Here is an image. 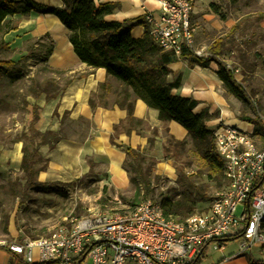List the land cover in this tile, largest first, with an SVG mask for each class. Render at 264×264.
Here are the masks:
<instances>
[{"label":"crops","instance_id":"obj_1","mask_svg":"<svg viewBox=\"0 0 264 264\" xmlns=\"http://www.w3.org/2000/svg\"><path fill=\"white\" fill-rule=\"evenodd\" d=\"M32 1L51 8L63 6L61 0ZM97 3L117 4L114 13L106 18L109 21H133L142 18L146 13L158 14V4L155 0H98ZM7 19L17 21V25L16 29L0 36L3 42L0 51L6 53L7 48L22 51L23 54H18L19 58L8 59L19 65L23 60L20 57L26 55L24 49H21L24 44L32 40L40 43L46 41L48 46L52 47L46 61L41 58L33 62L26 59L24 65L29 69L44 63V67L51 73L48 81L59 87V93L54 98L47 100L42 93L37 98L30 96L26 99L28 107L37 108L38 118L34 129L59 135V141L53 147L48 144L39 146L38 152L46 164L44 169L37 172L35 180L43 185L29 188L26 196L31 189H38L39 192L42 188L67 187L82 178L102 174L107 177L104 184L107 189H112L115 194L128 193L131 184L129 172L124 165L127 148L153 156L157 161L154 172L156 176L163 175L171 180L175 177L170 160L163 159L161 150L167 134L177 140L187 137L183 127L173 121L161 122L158 119V111L139 99L133 107L134 120H128L126 110L114 103V90L110 85H118L117 82L107 75L105 69H92L79 61L69 41L68 29L55 15L31 13L27 17L14 16ZM144 30L143 25H134L131 35L133 38H140ZM33 47L38 45L34 42ZM168 68L169 78L181 75L180 87L172 90V94L194 99L197 102L195 113L206 110L209 114H218L210 126L211 129L218 122H222L253 134V125L239 119L237 110L241 109V101L226 93L217 77L218 67L214 62L206 67H190L187 60L179 59ZM101 84L106 86L99 89ZM91 99L92 105L89 104ZM31 118L27 115L25 124H30ZM8 133L7 129L5 134ZM15 137L16 134L0 142V188L6 181L11 187V183L19 178L20 183L13 188L16 196L15 190L20 192L19 185L23 184L24 180L21 179L23 141H16ZM39 165L40 163L36 167L41 168ZM22 192L14 199V207L17 210L20 207L17 200L19 201ZM8 195L9 193H2L1 190L0 207L3 206L2 199ZM228 261L223 259L221 264H249L246 258L236 259V262L231 263ZM12 262L11 254L0 248V264Z\"/></svg>","mask_w":264,"mask_h":264},{"label":"rangeland","instance_id":"obj_2","mask_svg":"<svg viewBox=\"0 0 264 264\" xmlns=\"http://www.w3.org/2000/svg\"><path fill=\"white\" fill-rule=\"evenodd\" d=\"M191 24L195 28L194 41L197 47H205L208 50L215 40H223L224 53L221 59L227 68L233 71L235 79L243 85L264 124V0H196L191 14ZM34 42L39 48L33 47ZM37 42L32 40L22 46L21 49H24L26 55L20 57L23 60L19 65L16 63L15 67L0 69V142L6 141V137L11 138L14 134L18 137L28 131L30 124H25V118L27 115L33 118L34 106L28 107L26 99L33 96L34 91L38 93L44 87L47 88L46 84H52L48 81L51 73L44 67V63L36 68H25L26 59L32 62L37 60L40 58L39 54L48 46L46 41ZM19 53L23 54L16 48L13 50L7 48L6 53L0 51V61L15 60L19 58ZM119 87V84L110 85L113 92ZM241 104V109L237 110L238 116L253 118L249 105L242 101ZM7 129L9 133L5 134ZM165 137L161 151L164 156H170L173 149L169 147L168 141L171 137L175 141L177 139L168 134ZM253 138L255 145L259 149H264V137ZM177 141H187V146L185 151L169 159L175 177L171 180L163 175L158 176L160 179L155 183L154 190L147 199L138 196L142 193L140 185L131 181L133 174L125 163L131 184L128 193L115 194L104 185L107 182L105 174L92 175L91 179L85 177L66 185L67 187L42 188L39 192L38 189H31L22 202L21 199L17 200L21 202L18 210L14 207L16 196L13 188L8 186L6 181L0 188V193L1 190L2 193H9L7 198L2 199L3 206L0 207V239L3 240L1 242L23 243L65 232L71 229L72 222L92 213L126 215L146 200L160 205L164 197H176L185 191L186 183L177 181L179 171L190 177L200 190L198 196L202 199L196 204L194 214L205 211L225 184L218 185L207 179V168L201 165L190 151L189 137ZM168 148L167 153L165 149ZM148 157L152 159L148 162L155 172L157 161L153 156ZM127 160L128 157L125 161ZM43 165L41 162L39 166ZM14 181L20 183L19 178ZM241 212L242 206H238L236 216ZM223 243L222 247L209 244L199 264H221L223 259L231 263L240 258L248 260L249 257L264 260V246H253L240 252L239 240Z\"/></svg>","mask_w":264,"mask_h":264},{"label":"trees","instance_id":"obj_3","mask_svg":"<svg viewBox=\"0 0 264 264\" xmlns=\"http://www.w3.org/2000/svg\"><path fill=\"white\" fill-rule=\"evenodd\" d=\"M61 1L63 2L62 7L51 8L32 0H0V35L16 29L17 21L8 20V17H27L31 13L55 15L68 29L69 41L79 61L92 69H105L107 75L119 84V89L114 92V103L126 110L128 120H134L132 117L133 107L135 101L139 99L148 107L158 111V119L161 122H176L186 130L187 137L191 139L190 151L192 154L201 165L207 168V179L218 185L226 184L223 176V163L215 151V140L210 128L218 114H209L206 110L195 113L197 102L194 99L172 94V90L180 87L181 75L169 78L168 68L171 63L179 59L187 60L190 67L193 65L206 67L214 62L218 67L217 77L222 82L226 93L248 104L252 111L253 118L239 116V119L253 125L252 137H264V124L254 102L251 101L243 85L235 79L233 71L229 70L221 59L224 53L223 40H215L208 48L206 57L194 56L189 51H183L177 57L172 52L162 51L157 46L150 36L148 24L143 17L123 22L107 20L106 18L117 9L115 3L101 4L97 3L98 0ZM137 24L143 25L145 30L144 34L136 39L132 37L131 29ZM0 45H3L2 41H0ZM51 51L52 47L46 46L38 57L42 61H46ZM15 66L16 63L11 61H0V69ZM105 86L106 84H101L99 89ZM46 87L41 92L34 91L33 97L37 98L44 93L48 100L56 97L59 93V89L50 83L46 84ZM89 104H93L92 99ZM33 109V118L28 131L15 138L16 141H23L21 170L24 183L19 185L21 186L19 191H23L19 195L21 202L26 197V191L29 188L43 185L35 180L37 172L44 169L46 164L38 152L39 146L48 144L49 147H53L59 141L58 133L39 132L34 129V123L38 117L36 107ZM168 145L173 149V154L165 155V159L173 158L176 154L185 151L187 141H175L171 137ZM165 151L168 153L169 148ZM126 155L128 160L125 161V164L133 174L131 181L140 185L142 193L138 196L141 195L142 199L149 198L155 183L160 179L154 174V170L148 162L152 159L144 153L130 148H127ZM41 162L44 165L37 168L36 165ZM177 181L186 183L185 191L176 197H164L160 207L166 219L182 222L194 214L195 206L202 198L198 196L200 190L184 172H178ZM17 185L18 182L11 183L12 188H16ZM15 193L18 196V191L15 190ZM261 231L264 233V222L261 225ZM240 239L241 236H234L204 244L188 264H199L209 244L216 243L223 246V242ZM10 254L14 264H28L20 256ZM248 261L249 264H264V260L251 257Z\"/></svg>","mask_w":264,"mask_h":264},{"label":"built area","instance_id":"obj_4","mask_svg":"<svg viewBox=\"0 0 264 264\" xmlns=\"http://www.w3.org/2000/svg\"><path fill=\"white\" fill-rule=\"evenodd\" d=\"M155 1L158 14L143 19L157 46L177 57L183 51L206 57L205 47L195 45L191 24L196 0ZM212 133L226 184L205 211L175 222L146 200L126 215L92 213L68 231L23 243L0 241V248L28 264H188L202 245L217 239L241 236L240 252L264 246V149L236 126L218 122ZM238 206L242 212L236 216Z\"/></svg>","mask_w":264,"mask_h":264}]
</instances>
